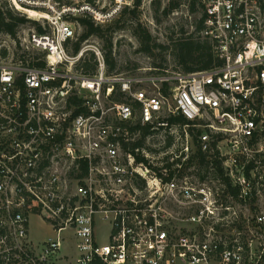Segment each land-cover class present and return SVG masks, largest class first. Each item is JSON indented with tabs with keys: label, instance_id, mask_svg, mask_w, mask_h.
<instances>
[{
	"label": "built area",
	"instance_id": "obj_1",
	"mask_svg": "<svg viewBox=\"0 0 264 264\" xmlns=\"http://www.w3.org/2000/svg\"><path fill=\"white\" fill-rule=\"evenodd\" d=\"M199 4L208 70L109 72L87 40L69 52L65 7L27 34L25 54L0 60V264H66L68 239L73 264H264V0ZM138 126L169 162L196 149L218 159L237 194L200 181L196 163L169 177L163 157L136 162L123 146ZM32 217L53 236L32 241Z\"/></svg>",
	"mask_w": 264,
	"mask_h": 264
},
{
	"label": "rangeland",
	"instance_id": "obj_2",
	"mask_svg": "<svg viewBox=\"0 0 264 264\" xmlns=\"http://www.w3.org/2000/svg\"><path fill=\"white\" fill-rule=\"evenodd\" d=\"M19 1L27 7L21 6ZM70 1L72 2L70 6L62 7L75 9L73 16L86 12L100 24L102 37L91 36L87 39V45H89V49L95 47L100 50L104 57L105 53L111 49L117 73L133 74L148 67H160L172 72L180 71L172 55V42L184 37L201 39L200 31L197 30L196 25L201 19L202 9L200 4L196 5L195 12L191 13L189 0H141L135 15L126 13L124 16L120 15L119 10H122L126 5L132 9V0H93V6L88 2L90 0ZM170 5H174L175 8L165 15L163 10ZM0 7L4 13L6 11L18 12L30 21L18 28L16 38H11L4 33L0 34V60H9L27 52L23 43L28 33L37 32L33 23L47 28L49 19L52 18L51 14L49 17L47 11L52 13V9L56 10L59 6L52 0H0ZM66 21L72 25L75 39H77L84 29L76 22L68 19ZM141 30L149 33L153 44L166 48H153L149 53L144 52L140 40ZM71 48L72 46L68 49L70 53ZM91 56V52L88 51L84 54V60L92 62ZM164 151L160 138L152 136L145 141L141 155L151 161L155 168H160ZM188 172L189 170L185 174ZM213 188L215 191L219 190L216 182H214ZM106 235L107 232L104 231L100 242H105ZM52 236L53 233L49 227L43 224L39 218L32 217L30 219L29 237L32 241H41ZM65 254L70 255V260L65 263L73 264L75 250L71 239H68L66 243Z\"/></svg>",
	"mask_w": 264,
	"mask_h": 264
},
{
	"label": "trees",
	"instance_id": "obj_3",
	"mask_svg": "<svg viewBox=\"0 0 264 264\" xmlns=\"http://www.w3.org/2000/svg\"><path fill=\"white\" fill-rule=\"evenodd\" d=\"M34 1V0H28ZM54 3H57L59 7L62 6H70L72 2L70 0H52ZM190 1V12L194 13L196 9V5H199V0H189ZM91 6L94 5L93 0L88 1ZM141 4V0H132V9L129 6H125L120 11V15L124 16L126 13L128 14H136L138 7ZM21 6L27 7L23 3H20ZM58 7V8H59ZM174 5H170L167 9L163 10L164 14H168L169 11L174 9ZM70 20L72 22H76L83 29L84 32L77 37L76 41L72 43V54H76L82 42L86 41L91 36H96L101 38V26L97 21L88 13H81L78 16L69 15L66 17V20ZM202 18L198 21L196 28L198 31L202 29ZM27 23H30L28 19L24 15H20L18 12L6 11L5 13L1 10L0 7V34L4 33L11 38H16L18 28ZM36 26V30L39 33L43 32V29L40 25L33 23ZM141 29V27H139ZM140 40L142 50L146 53H149L153 48H166L162 45L153 44L152 38L145 30H141ZM172 55L173 58L179 68V70L185 74L194 73L198 71H204L212 68L215 64L216 59L214 56V51L212 45L209 41L204 39H195L193 37H184L176 39L172 42ZM91 61L84 60L81 62V68L85 72H93L95 70V62L94 56H91ZM105 61L108 67L109 72H114L116 68V62L112 58L111 49L105 53ZM171 124H183L185 123L184 119L181 117H174L170 119ZM140 134V139L135 142L130 143V145H124L123 149L126 151H130L134 153L136 162L147 163V160L141 155V151H143L145 147V141L151 132L148 127H135L133 129ZM171 145V139L168 138L166 142V148ZM138 149L140 152L136 154L134 151ZM163 167L167 170L169 177H172L175 171H177L176 166L181 165L182 169L179 172V175H184L186 169L190 168L194 163L198 166V177L200 181L204 180H212V181H220L221 184L225 186V192H229L232 195L237 194V189L231 186L230 179L225 175L223 166L221 162L212 158L211 160H207V158L196 149L195 156H189V158L182 163L181 158L174 159L172 162H169V157L164 158ZM159 169H156L158 171ZM92 264H104L100 261H95Z\"/></svg>",
	"mask_w": 264,
	"mask_h": 264
},
{
	"label": "crops",
	"instance_id": "obj_4",
	"mask_svg": "<svg viewBox=\"0 0 264 264\" xmlns=\"http://www.w3.org/2000/svg\"><path fill=\"white\" fill-rule=\"evenodd\" d=\"M48 227V226H47Z\"/></svg>",
	"mask_w": 264,
	"mask_h": 264
}]
</instances>
